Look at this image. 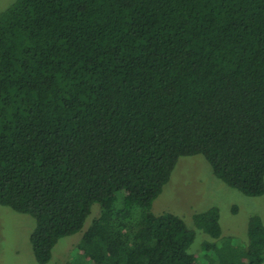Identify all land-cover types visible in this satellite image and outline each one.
<instances>
[{"label":"trees","instance_id":"16d2710c","mask_svg":"<svg viewBox=\"0 0 264 264\" xmlns=\"http://www.w3.org/2000/svg\"><path fill=\"white\" fill-rule=\"evenodd\" d=\"M197 155L264 194V0H14L0 14V207L34 220L37 264L93 205L66 264H197L195 230L151 212ZM192 223L214 241L207 264H264L258 216L242 245L217 208Z\"/></svg>","mask_w":264,"mask_h":264},{"label":"rangeland","instance_id":"374dc122","mask_svg":"<svg viewBox=\"0 0 264 264\" xmlns=\"http://www.w3.org/2000/svg\"><path fill=\"white\" fill-rule=\"evenodd\" d=\"M13 2L14 0H0V14ZM121 196V193L118 194L116 207L121 205ZM211 208L218 210L222 237L232 238L239 245L247 240V220L250 216H258L264 225V194L250 198L227 186L214 177L209 164L199 155L178 160L169 182L154 200L151 212L154 215H175L195 230L190 252L197 264H207V260L201 257L204 254L201 246L204 242L214 241L194 228L192 216ZM99 214L98 205H93L82 230L61 239L47 264H66L70 261L75 254L76 243ZM34 226V220L30 216L0 207V264H37L30 244V234Z\"/></svg>","mask_w":264,"mask_h":264}]
</instances>
